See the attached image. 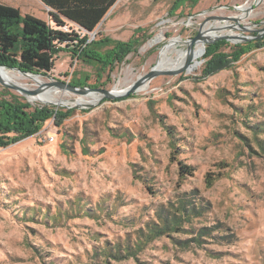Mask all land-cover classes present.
Masks as SVG:
<instances>
[{"label": "rangeland", "instance_id": "obj_1", "mask_svg": "<svg viewBox=\"0 0 264 264\" xmlns=\"http://www.w3.org/2000/svg\"><path fill=\"white\" fill-rule=\"evenodd\" d=\"M0 4L52 24L39 0ZM245 6L250 16L239 28L262 29L264 0H118L93 33L81 35L138 41L136 48L113 68L60 52L54 70L40 78L126 90L156 68L170 41L183 42L167 53L173 61L178 52L189 54L184 42L208 24H236ZM231 30L219 34L252 39L218 49L210 46L220 41L206 44L188 71L157 76L124 98L102 96L87 105L78 101L90 102L88 96L61 90L63 103L55 105L31 102L0 84V99L19 97L63 116L0 149V264H107L104 247L133 243L136 231L157 221L158 208L178 207L184 195L203 208L183 224L184 232L155 238L137 258L110 264H264V152L257 143L264 134L258 140L250 128L264 123V41ZM4 68L17 77L25 73ZM180 162L194 166L195 175L181 178ZM208 174L220 175L212 186ZM203 227L217 228L200 243L181 244Z\"/></svg>", "mask_w": 264, "mask_h": 264}, {"label": "trees", "instance_id": "obj_2", "mask_svg": "<svg viewBox=\"0 0 264 264\" xmlns=\"http://www.w3.org/2000/svg\"><path fill=\"white\" fill-rule=\"evenodd\" d=\"M40 1L51 9L52 24L32 15L23 16L19 9L0 4V66L46 76L54 70L56 56L60 52H68L79 61L113 68L138 45V41L128 44L117 43L110 39L90 41L88 35H81L82 31L93 33L118 0ZM65 22L72 26V30L65 31ZM259 41H264V38ZM112 44L114 45L112 49L103 51ZM225 44H227L225 41H220L210 47L218 49ZM70 84L77 88L87 86L76 79ZM59 117L63 116L54 107L40 105L34 107L31 103L15 96L10 99L1 98L0 149L35 136L47 121ZM250 128L255 138L260 140L259 135L264 134V123L252 125ZM169 135L172 136L173 133L169 131ZM257 143L264 152V141L260 140ZM222 168L227 166L222 165ZM179 171L181 178L192 177L196 173V168L180 162ZM217 176L220 175L208 174L207 185L212 186ZM182 197L178 207L170 204L168 208H158L157 221H151L145 228L136 231L133 243L125 245L116 243L114 246L109 244L104 247L100 253L107 259V264H110L108 259L126 261L137 258V254L155 238L170 236L174 232H184L183 224H191L193 218L200 217L203 208L194 205L185 195ZM217 227H203L197 233L195 230H190L196 235L181 244L187 247L192 242L200 243L203 237L211 235L213 228Z\"/></svg>", "mask_w": 264, "mask_h": 264}, {"label": "bare ground", "instance_id": "obj_3", "mask_svg": "<svg viewBox=\"0 0 264 264\" xmlns=\"http://www.w3.org/2000/svg\"><path fill=\"white\" fill-rule=\"evenodd\" d=\"M259 5V4H258ZM239 10L242 12V14L240 16H238V18H236V21L239 20H244L247 17L249 18V14H250V8L249 7H242L239 8ZM229 19V18H228ZM222 22L226 23V24H221ZM220 21H216L215 23H211L208 24L206 27L203 28L202 32L204 33V35L207 37V39H214L216 37L220 36V32L224 31L227 27H233V28H238L239 29V24L236 22V24H228V22L226 20L222 19ZM247 25V24H246ZM232 29V28H231ZM233 30V29H232ZM231 30V31H232ZM230 31V32H231ZM228 35V34H225ZM179 43H183L180 40H174L173 42H169L167 45L163 46L162 52L159 56L158 59V63L156 66V69L158 70H178L181 68H172L173 66H177L179 65V67L181 65L186 64L187 60H188V56L189 54H181L180 52L177 53V57L175 60L170 61L167 59V53L170 51L171 47L174 44H179ZM203 48H205V46L203 45V43H198L195 47V49L193 50V61L195 59H197L198 57H200L202 55V53H204ZM172 68V69H171ZM14 75V73H11L10 71L6 70V69H1L0 70V78L7 83L13 84V85H17L18 87H21L25 90H29L32 91L33 89H30L28 86L20 83L17 79L18 78H23V79H28L33 81L34 83H36L37 87L42 88L41 92L36 95V96H29L28 98L30 99L31 102L33 101H42L45 103H50L48 100L55 102L57 104L55 105H60L61 103H63L62 101L57 99V96L61 93V90L56 88V87H48L46 82H43L40 78V76H35V75H25V74H19L18 77ZM50 80V79H48ZM32 82V83H33ZM50 83V82H49ZM116 94H120L121 91L119 90H114ZM102 96L92 93L89 98L92 99L90 102L84 100V99H78L79 103H85V104H93L98 102L101 99ZM87 98V97H86ZM96 101V102H95ZM84 105V104H83Z\"/></svg>", "mask_w": 264, "mask_h": 264}, {"label": "water", "instance_id": "obj_4", "mask_svg": "<svg viewBox=\"0 0 264 264\" xmlns=\"http://www.w3.org/2000/svg\"><path fill=\"white\" fill-rule=\"evenodd\" d=\"M235 19L236 18H234L233 20L239 24V21H236ZM231 28L234 30H238V28H233V27H227L226 29H231ZM239 29L242 33H248V34L249 33H256L257 34L256 37L254 36V38H256V39H260V38L264 37V27L262 29H259V30H251V28H249V27L242 26ZM250 36H252V35H249V36H247V35H244V36L243 35H220L219 37H216L214 39L209 40V39H207V37L204 35V33L201 30L195 38L184 42V44L187 46V50L189 51L188 60H187L184 67H182L181 69H178V70H158L155 68L150 73H148L147 75L140 77L129 88L121 91L120 94H116L114 90L77 88V87L71 86L70 84H68L66 82L52 81V82L48 83L47 86L48 87H56L60 90H64V91H68V92H72V93H75L78 95L88 96V97L92 93H95V94H98L100 96H103L102 98H105L106 100H108V99L114 100V99L124 98V97H128V96L138 92L141 89V87H143V85L147 81L152 80L153 78H155L157 76H175V75H179L183 72L188 71L189 67L193 63V57H192L193 56V50L195 49V47L198 43H203V45L205 46L206 44H213L216 41H227V42H236L238 40L248 41V40L252 39ZM1 69H5V68L0 67V70ZM17 71L21 72L20 70H17ZM23 74L29 75L27 73H23ZM35 76H41V75H35ZM0 84L3 87L17 91V92H19L22 95L27 96V97L36 96L42 90V88L32 90V91L25 90L21 87H18L17 85H13V84L4 82L1 78H0Z\"/></svg>", "mask_w": 264, "mask_h": 264}, {"label": "built area", "instance_id": "obj_5", "mask_svg": "<svg viewBox=\"0 0 264 264\" xmlns=\"http://www.w3.org/2000/svg\"><path fill=\"white\" fill-rule=\"evenodd\" d=\"M192 22H193V18H190L189 21H188V25L191 26V25L193 24ZM191 23H192V24H191ZM239 24H240V23H239Z\"/></svg>", "mask_w": 264, "mask_h": 264}, {"label": "crops", "instance_id": "obj_6", "mask_svg": "<svg viewBox=\"0 0 264 264\" xmlns=\"http://www.w3.org/2000/svg\"><path fill=\"white\" fill-rule=\"evenodd\" d=\"M39 1H40V0H39ZM40 3L43 5V7H44V8H47V9H49V12H51V9H50V8H48L47 6H45V4H43V2H41V1H40ZM105 17H106V16H105Z\"/></svg>", "mask_w": 264, "mask_h": 264}]
</instances>
